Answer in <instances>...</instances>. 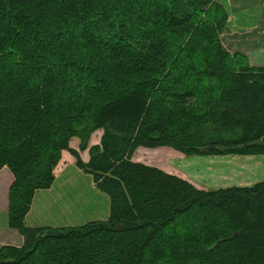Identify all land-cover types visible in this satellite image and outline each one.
Returning a JSON list of instances; mask_svg holds the SVG:
<instances>
[{
	"label": "trees",
	"instance_id": "1",
	"mask_svg": "<svg viewBox=\"0 0 264 264\" xmlns=\"http://www.w3.org/2000/svg\"><path fill=\"white\" fill-rule=\"evenodd\" d=\"M228 18L216 0H0V172L23 237L0 264H264V181L208 190L134 161L264 156V67L224 46ZM64 151L110 217L27 227Z\"/></svg>",
	"mask_w": 264,
	"mask_h": 264
},
{
	"label": "rangeland",
	"instance_id": "2",
	"mask_svg": "<svg viewBox=\"0 0 264 264\" xmlns=\"http://www.w3.org/2000/svg\"><path fill=\"white\" fill-rule=\"evenodd\" d=\"M244 24L252 27L254 23ZM247 39L249 40L227 37L223 41L231 53H236L244 51L239 48L246 43L250 44V40L256 44L255 38ZM245 55L251 67H264V46H256ZM101 136L100 130L94 132L89 140V148L99 144ZM80 144L81 139L74 138L71 148L79 149ZM79 153L81 159L87 163L90 159L89 149ZM70 156L63 169L57 167V180L51 189L36 192L31 211L26 218L27 227H80L89 222L109 219L110 197L96 187L92 176L79 169L75 158ZM134 161L160 167L208 190L250 187L264 181V156L186 157L170 148H139L134 155ZM12 180L14 178L10 170L4 168L0 172V247L23 245L22 235L8 225L9 189Z\"/></svg>",
	"mask_w": 264,
	"mask_h": 264
},
{
	"label": "crops",
	"instance_id": "3",
	"mask_svg": "<svg viewBox=\"0 0 264 264\" xmlns=\"http://www.w3.org/2000/svg\"><path fill=\"white\" fill-rule=\"evenodd\" d=\"M263 1L264 0H216V2H218L219 4L225 7L229 16L227 28L221 36L222 41L223 39H227V37L241 39V40L246 39L247 41L249 40L247 38L256 39V44L252 43V41L250 40V44L246 43L245 46H241L239 48V49H243L244 51L240 50L236 52L248 54V52L253 51V49L256 46L259 45L264 46V2ZM245 22L246 23L253 22L254 24L252 27H249L246 24H244ZM74 149L78 150V147ZM70 155L71 153L68 151H64L62 153L61 162L60 165H58V168L63 169L65 167V165L67 164V162H69L71 158ZM62 169H59V171H61ZM56 180H57V176H56Z\"/></svg>",
	"mask_w": 264,
	"mask_h": 264
}]
</instances>
